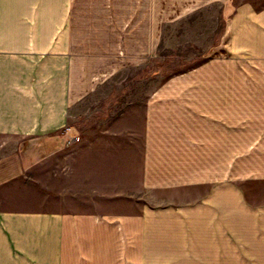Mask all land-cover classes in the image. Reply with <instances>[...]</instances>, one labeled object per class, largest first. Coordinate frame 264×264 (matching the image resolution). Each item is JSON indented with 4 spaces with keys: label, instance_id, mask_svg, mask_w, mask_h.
<instances>
[{
    "label": "crops",
    "instance_id": "obj_1",
    "mask_svg": "<svg viewBox=\"0 0 264 264\" xmlns=\"http://www.w3.org/2000/svg\"><path fill=\"white\" fill-rule=\"evenodd\" d=\"M208 14L202 59L157 71ZM140 65L139 149L73 141L76 101ZM0 264H264V0H0Z\"/></svg>",
    "mask_w": 264,
    "mask_h": 264
},
{
    "label": "rangeland",
    "instance_id": "obj_2",
    "mask_svg": "<svg viewBox=\"0 0 264 264\" xmlns=\"http://www.w3.org/2000/svg\"><path fill=\"white\" fill-rule=\"evenodd\" d=\"M179 21L176 27L166 29L161 44L158 48L159 58L154 68L171 75L188 69L203 57L207 47L198 43L204 38V42L210 41L212 25L215 19L208 15H193L182 21L183 26L191 24L192 31L179 29ZM205 26L203 33L197 31L196 26ZM208 36V37H207ZM208 50V49H207ZM152 66V65H150ZM152 69V67H150ZM146 67L125 68L121 76L108 80L98 90L88 95L81 96L71 110V122L76 134L82 140L87 134H121L127 136L132 143L133 153L136 147L139 149L142 131V104L144 91L147 88ZM139 73V74H138ZM120 75V74H119ZM138 77H140L138 79ZM80 141V140H79ZM77 141V143H79ZM136 161H131V166L136 167ZM140 195H143L140 189Z\"/></svg>",
    "mask_w": 264,
    "mask_h": 264
},
{
    "label": "built area",
    "instance_id": "obj_3",
    "mask_svg": "<svg viewBox=\"0 0 264 264\" xmlns=\"http://www.w3.org/2000/svg\"><path fill=\"white\" fill-rule=\"evenodd\" d=\"M69 130V128H66V132ZM80 138L78 136H76L75 138H73V141H78Z\"/></svg>",
    "mask_w": 264,
    "mask_h": 264
}]
</instances>
